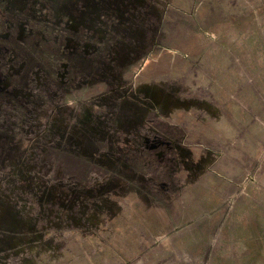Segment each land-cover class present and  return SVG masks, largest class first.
<instances>
[{
  "label": "rangeland",
  "instance_id": "1",
  "mask_svg": "<svg viewBox=\"0 0 264 264\" xmlns=\"http://www.w3.org/2000/svg\"><path fill=\"white\" fill-rule=\"evenodd\" d=\"M0 264H264V0H0Z\"/></svg>",
  "mask_w": 264,
  "mask_h": 264
},
{
  "label": "crops",
  "instance_id": "2",
  "mask_svg": "<svg viewBox=\"0 0 264 264\" xmlns=\"http://www.w3.org/2000/svg\"><path fill=\"white\" fill-rule=\"evenodd\" d=\"M72 108L73 107L64 105V107L55 111V122H53V124H55L51 126L50 130L42 132L43 140L50 143L52 138H54V136L57 134L58 138L64 137L66 133L64 122L69 119V116L74 114ZM77 112L80 113V110L77 109ZM57 116H60L59 119H56ZM28 129L29 127L26 128L27 133L29 132ZM49 138H51V141L48 140ZM27 139H30V136H27ZM28 142V140L25 141V147H23V151H27L25 148L28 146ZM77 156H82V160H86V168H80L79 171L77 169L71 170L70 172L67 171L70 173V179H72L70 181L71 185L69 186V189L70 199L73 201V203L77 202V195L79 192H93V188L101 191L100 193H106L111 186H113L112 188L118 187V189L123 192H130L131 190L136 192L137 190V192L140 193V191H142V177L139 176L136 170L130 165V161L115 155L114 153L110 152L109 149L105 150L104 152H98V150H96V152L93 153H86L84 149L79 147L75 157ZM28 173L31 176L37 174L36 172H32L30 170ZM58 174L59 177H62L63 171L59 170ZM78 179H87L85 182L86 185H80ZM73 181L74 184L72 183ZM26 187L28 188V186ZM58 189H62V186H59ZM74 198L75 200H73Z\"/></svg>",
  "mask_w": 264,
  "mask_h": 264
}]
</instances>
